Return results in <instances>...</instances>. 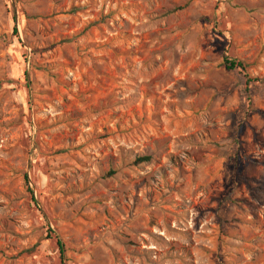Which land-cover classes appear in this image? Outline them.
I'll return each mask as SVG.
<instances>
[{
	"label": "rangeland",
	"instance_id": "1",
	"mask_svg": "<svg viewBox=\"0 0 264 264\" xmlns=\"http://www.w3.org/2000/svg\"><path fill=\"white\" fill-rule=\"evenodd\" d=\"M0 264H264V0H0Z\"/></svg>",
	"mask_w": 264,
	"mask_h": 264
},
{
	"label": "trees",
	"instance_id": "2",
	"mask_svg": "<svg viewBox=\"0 0 264 264\" xmlns=\"http://www.w3.org/2000/svg\"><path fill=\"white\" fill-rule=\"evenodd\" d=\"M224 66H225V69L228 70V71L238 70V69L239 70H244L245 69V66L242 63L236 62V61H229V60H226V59L224 60ZM147 161H149V158L148 157H144V158L136 159L135 163L139 164V163H143V162H147ZM24 181L27 184L26 177H24ZM27 191L32 197V191L29 190V189H27Z\"/></svg>",
	"mask_w": 264,
	"mask_h": 264
}]
</instances>
